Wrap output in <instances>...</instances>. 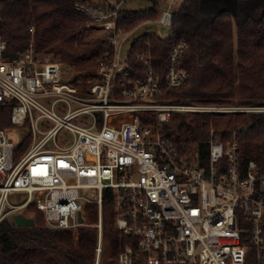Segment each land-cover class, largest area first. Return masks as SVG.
Returning a JSON list of instances; mask_svg holds the SVG:
<instances>
[{
    "label": "built area",
    "instance_id": "2783aa9c",
    "mask_svg": "<svg viewBox=\"0 0 264 264\" xmlns=\"http://www.w3.org/2000/svg\"><path fill=\"white\" fill-rule=\"evenodd\" d=\"M179 3L164 0L154 23L169 31ZM122 4H76L85 28L100 31L113 54L66 78L62 64L39 58L32 41L9 61L0 35V106H10L12 124L0 129V224L33 207L46 227L75 239L80 228H96L94 264H100L108 192L114 226L133 243L116 264H264V173L258 164L243 163L235 134L224 143L211 132L205 165L179 155L165 134L174 113H264V107L166 102V94L189 79L181 67L187 43L172 46L162 74L139 53L141 72L133 74L128 55H119L130 34L117 25ZM17 131L24 136L14 145L8 134ZM27 139L29 149L20 154ZM89 205L97 207L91 225Z\"/></svg>",
    "mask_w": 264,
    "mask_h": 264
},
{
    "label": "trees",
    "instance_id": "16d2710c",
    "mask_svg": "<svg viewBox=\"0 0 264 264\" xmlns=\"http://www.w3.org/2000/svg\"><path fill=\"white\" fill-rule=\"evenodd\" d=\"M108 1L126 0H0L5 58L17 60L32 41L34 52L44 58L78 72L92 69L103 57H110L113 49L100 31L85 28L87 18L76 4ZM151 2L146 10L121 9L118 27L130 32L143 22L155 20L160 3ZM169 31L166 39L153 33L142 34L133 40L128 53L133 74L140 75L141 64L136 56L142 52L150 56L153 67L162 74L172 46L180 40L187 43L181 67L189 79L180 89L169 91L166 102L212 106L236 102L264 107V0H181L173 9ZM10 111V106H0V129L12 127ZM224 117L174 113L165 134L173 137L179 155L202 165L209 159L211 128L224 143L235 134L243 163L252 160L264 173V113ZM28 209L34 215L32 227H18L13 218L0 224V264H94L96 228H80L75 239L69 231L46 227L42 215L33 207ZM87 211L88 222L95 224L96 205H89ZM102 227L103 246H107L111 259L133 245L130 237L114 226L108 192L104 195Z\"/></svg>",
    "mask_w": 264,
    "mask_h": 264
},
{
    "label": "rangeland",
    "instance_id": "374dc122",
    "mask_svg": "<svg viewBox=\"0 0 264 264\" xmlns=\"http://www.w3.org/2000/svg\"><path fill=\"white\" fill-rule=\"evenodd\" d=\"M181 1V0H180ZM160 3V9L159 12H161L164 8V0H159ZM152 6V2L151 0H126L123 4H122V9L123 10H133V11H137V10H146L149 9ZM158 12V13H159ZM156 21L155 20H151L149 21L150 23L148 25H144L143 23H141L140 25H138L137 27H135L132 31L130 32H126V33H130L127 41L125 44H123L120 48V58L123 60L127 57L128 53H129V49H130V45L133 42V40L137 39L139 36H141L142 34L145 33H153L156 36L160 37L161 39H166L169 37V32L168 29H164V28H159L156 23H154ZM39 58H44L42 54H38L37 55ZM73 71V69L66 65V64H62V72L64 73V77H68L69 73ZM205 106H210V105H205ZM212 106V105H211ZM223 106V105H220ZM229 106H248V105H239L236 102L232 105ZM250 107H254V106H250ZM179 114H191V113H179ZM245 114H249V113H245ZM214 115H223L225 116V118L232 116L234 114H214ZM11 127L9 126L8 128H2V129H10ZM214 132V136L217 137L219 140L222 141V138L220 137L219 134H216L215 129H210V133H209V139L211 137V132ZM24 135L22 134V131H17V132H10L8 134V138L9 140H11L13 142L14 145H18L20 143V141L22 140V137ZM223 142V141H222ZM30 146V141L26 140L20 147V154L25 153ZM12 197L13 198H16ZM28 218H32L33 219V214L32 213H28L25 215ZM10 219V218H9ZM88 222V220H87ZM89 223V222H88ZM90 224V223H89ZM91 225V224H90ZM103 254L101 256V262L100 264H116V261L110 258V253L109 250L107 248L106 245L103 246Z\"/></svg>",
    "mask_w": 264,
    "mask_h": 264
},
{
    "label": "water",
    "instance_id": "95a60500",
    "mask_svg": "<svg viewBox=\"0 0 264 264\" xmlns=\"http://www.w3.org/2000/svg\"><path fill=\"white\" fill-rule=\"evenodd\" d=\"M170 32V31H169ZM15 225L18 227H32L34 225V221L32 218L25 217L23 214H17L13 217ZM82 220L80 219V222Z\"/></svg>",
    "mask_w": 264,
    "mask_h": 264
},
{
    "label": "crops",
    "instance_id": "0c3cea01",
    "mask_svg": "<svg viewBox=\"0 0 264 264\" xmlns=\"http://www.w3.org/2000/svg\"><path fill=\"white\" fill-rule=\"evenodd\" d=\"M169 32V31H168Z\"/></svg>",
    "mask_w": 264,
    "mask_h": 264
}]
</instances>
